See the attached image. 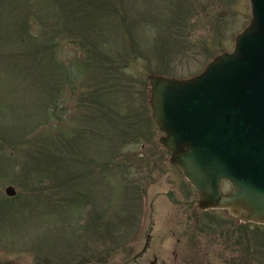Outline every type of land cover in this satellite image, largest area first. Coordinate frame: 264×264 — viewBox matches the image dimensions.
<instances>
[{"label": "rangeland", "instance_id": "obj_1", "mask_svg": "<svg viewBox=\"0 0 264 264\" xmlns=\"http://www.w3.org/2000/svg\"><path fill=\"white\" fill-rule=\"evenodd\" d=\"M250 15L249 0H0V264H264V223L198 206L149 103L150 74L199 72Z\"/></svg>", "mask_w": 264, "mask_h": 264}, {"label": "water", "instance_id": "obj_2", "mask_svg": "<svg viewBox=\"0 0 264 264\" xmlns=\"http://www.w3.org/2000/svg\"><path fill=\"white\" fill-rule=\"evenodd\" d=\"M249 5L232 49L190 76L150 74L149 103L164 131L159 140L195 187L198 206L264 223V0ZM5 192L16 189L8 184Z\"/></svg>", "mask_w": 264, "mask_h": 264}, {"label": "trees", "instance_id": "obj_3", "mask_svg": "<svg viewBox=\"0 0 264 264\" xmlns=\"http://www.w3.org/2000/svg\"><path fill=\"white\" fill-rule=\"evenodd\" d=\"M83 45V47H87L86 48V51H87V49H88V52H86L87 53V55L89 56L91 53H93L94 52V54L95 55H100V62H101V64L102 63H104L105 62V60H106V58H108V60H111V57L110 56H108L107 54H106V52L103 50V48L100 46H97V45H93L92 47H90V46H88L87 44H82ZM205 47V50H207V51H210V47L209 46H204ZM98 52V54H97V52ZM90 58V57H89ZM107 72V71H106ZM101 76V75H100ZM104 81H111V82H115V81H118L119 80V78H118V76H114V75H112V73L111 74H107V75H105V76H103V77H101ZM100 79L98 78V80L97 81H99ZM96 81V82H97ZM101 81V80H100ZM95 85H98L97 83L95 84ZM100 85H102V87L100 88V89H98L100 92H102V94H104V91H105V89L103 88V87H106L107 88V86L101 81L100 82ZM91 107V106H90ZM114 118V120H119L118 118H116L115 119V117H113ZM98 119V118H97ZM105 118H103V120H104ZM111 120L112 119H110V118H107L106 119V124H108V123H110L111 122ZM82 132L84 133L85 132V129H83L82 130ZM105 163H107V162H105ZM108 164V163H107ZM82 192L83 191H78L77 193L78 194H80L81 196H83V194H82ZM104 216H105V212H104V214H103ZM103 216V217H104ZM100 223L101 222H97V223H95L94 224V226L95 227H98L99 225H100ZM105 224L107 225V227H109V222H108V220H107V222H105Z\"/></svg>", "mask_w": 264, "mask_h": 264}]
</instances>
